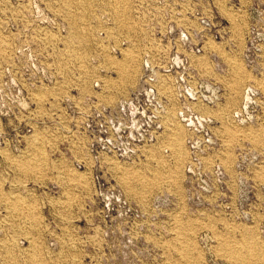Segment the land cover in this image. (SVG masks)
I'll return each mask as SVG.
<instances>
[{"label": "rangeland", "instance_id": "374dc122", "mask_svg": "<svg viewBox=\"0 0 264 264\" xmlns=\"http://www.w3.org/2000/svg\"><path fill=\"white\" fill-rule=\"evenodd\" d=\"M0 264H264V0H0Z\"/></svg>", "mask_w": 264, "mask_h": 264}, {"label": "built area", "instance_id": "2783aa9c", "mask_svg": "<svg viewBox=\"0 0 264 264\" xmlns=\"http://www.w3.org/2000/svg\"><path fill=\"white\" fill-rule=\"evenodd\" d=\"M256 9L254 10V12ZM201 24L205 29H209V22L206 20H201ZM155 77L151 75L145 81L148 84H152L154 86ZM149 85L148 88L144 89L143 97L141 104L136 105L135 111L140 116L137 117L135 123H138L137 127L142 128L143 130L149 128L151 125L156 127H163V114L165 113L164 107L162 106V102L159 99V92Z\"/></svg>", "mask_w": 264, "mask_h": 264}]
</instances>
